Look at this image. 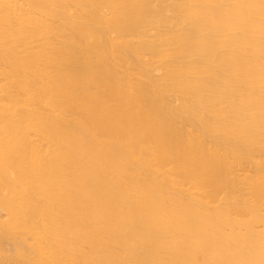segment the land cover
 Instances as JSON below:
<instances>
[{"label":"bare ground","instance_id":"bare-ground-1","mask_svg":"<svg viewBox=\"0 0 264 264\" xmlns=\"http://www.w3.org/2000/svg\"><path fill=\"white\" fill-rule=\"evenodd\" d=\"M0 264H264V0H0Z\"/></svg>","mask_w":264,"mask_h":264},{"label":"rangeland","instance_id":"rangeland-1","mask_svg":"<svg viewBox=\"0 0 264 264\" xmlns=\"http://www.w3.org/2000/svg\"><path fill=\"white\" fill-rule=\"evenodd\" d=\"M145 59L148 60V57L146 56ZM154 74L156 76H159L160 75V73H158V72H154ZM175 96L176 95L173 94L170 97V101L172 102V105H174V106L177 104L176 101L174 100V97ZM252 173H253L252 166L250 164H246L245 163V164H242L240 166L239 170L237 171V176L236 177H238L241 180V182H243L244 179H245V176L246 175H250ZM184 188L189 193L195 192V189L192 188L191 184L186 185ZM247 192L248 191H247V189L245 187L240 191V193L242 195H245V196H247ZM231 196L232 195H230V193L229 194H221L220 197H219V199H218V201H216L215 203H213V206L214 205H220V204H223L225 202H231V201H233V198ZM229 197H231V198H229Z\"/></svg>","mask_w":264,"mask_h":264}]
</instances>
